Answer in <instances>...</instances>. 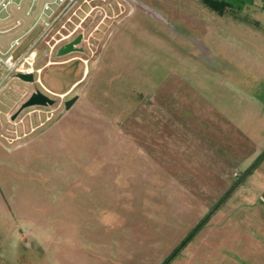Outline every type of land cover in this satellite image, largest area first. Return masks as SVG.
I'll return each instance as SVG.
<instances>
[{
  "label": "rangeland",
  "instance_id": "obj_1",
  "mask_svg": "<svg viewBox=\"0 0 264 264\" xmlns=\"http://www.w3.org/2000/svg\"><path fill=\"white\" fill-rule=\"evenodd\" d=\"M105 1L95 55L0 93V264H264V11Z\"/></svg>",
  "mask_w": 264,
  "mask_h": 264
},
{
  "label": "built area",
  "instance_id": "obj_2",
  "mask_svg": "<svg viewBox=\"0 0 264 264\" xmlns=\"http://www.w3.org/2000/svg\"><path fill=\"white\" fill-rule=\"evenodd\" d=\"M99 2L108 6L105 0H0V38H7L3 46L0 44V70L4 69L0 93L11 80H19L17 74H32L33 84L42 86L39 57L51 59L62 45L78 35H81L78 46L87 43V47L71 54L85 55L88 51L90 57L95 55L88 43L91 34L88 36L86 26L103 10ZM21 9L24 17L31 18L24 29L23 20L14 17V10ZM82 62L87 65L88 61ZM52 64L55 63L48 61L47 66Z\"/></svg>",
  "mask_w": 264,
  "mask_h": 264
},
{
  "label": "water",
  "instance_id": "obj_3",
  "mask_svg": "<svg viewBox=\"0 0 264 264\" xmlns=\"http://www.w3.org/2000/svg\"><path fill=\"white\" fill-rule=\"evenodd\" d=\"M129 1L137 5L139 8L143 9L151 16L156 17L160 20L163 19V17L159 13L155 12L153 9H151L149 6L145 5L144 3L137 0H129ZM14 17H18L23 20L24 22L23 29L26 28V26H28L31 19L24 17L22 9L14 10ZM6 40L7 38H0V44L3 46ZM80 42H81V35H78L71 42L62 45L57 50L56 57L61 58L74 52H81L82 48L78 46ZM16 77L22 82L30 83V84L34 83V76L32 74H17ZM76 101H77V97L67 100L65 102V110H68ZM54 103H55L54 99L50 98L48 95L44 94L39 89H34V91L29 95V97L17 108V110L11 116V120L14 121L24 109L30 107H50L54 105Z\"/></svg>",
  "mask_w": 264,
  "mask_h": 264
},
{
  "label": "trees",
  "instance_id": "obj_4",
  "mask_svg": "<svg viewBox=\"0 0 264 264\" xmlns=\"http://www.w3.org/2000/svg\"><path fill=\"white\" fill-rule=\"evenodd\" d=\"M255 1L256 0H201L202 4L206 6L210 11L216 13L218 17L222 18L228 15L230 18L233 19V21H239V17L244 11L250 13L254 11L255 13H257V15H260V13L264 11V0H260L261 5L256 4ZM240 23H243L245 27H248V30H251L252 24H250V22H248L246 18H244L243 21H241ZM263 159L264 152L259 157V159L253 164L252 168H257ZM251 171L252 169L250 171H246L244 175H249ZM227 195L213 208V210L209 213L210 215L226 199ZM209 219L210 216L208 215H206L202 219V221L197 226L196 230L190 233L185 239V241L181 244L182 247H185L191 241V239L196 235L197 232L200 231V229H202V227L206 224ZM179 251L180 250H175L170 257H174L179 253ZM166 262L167 260H165L164 263Z\"/></svg>",
  "mask_w": 264,
  "mask_h": 264
},
{
  "label": "flooded vegetation",
  "instance_id": "obj_5",
  "mask_svg": "<svg viewBox=\"0 0 264 264\" xmlns=\"http://www.w3.org/2000/svg\"><path fill=\"white\" fill-rule=\"evenodd\" d=\"M125 1V3L128 5V8L130 7V5H133V3L131 2V1H129V0H124ZM131 8V7H130ZM65 102L66 101H64L63 102V106H64V108H65ZM55 104V103H54ZM53 106V105H52ZM44 108H46V107H44Z\"/></svg>",
  "mask_w": 264,
  "mask_h": 264
},
{
  "label": "crops",
  "instance_id": "obj_6",
  "mask_svg": "<svg viewBox=\"0 0 264 264\" xmlns=\"http://www.w3.org/2000/svg\"><path fill=\"white\" fill-rule=\"evenodd\" d=\"M13 114H14V113H12L11 115H9V116H10V118H8V119H10V120H11V116H12ZM20 114H22V113H20ZM19 116H20V115H19ZM19 116H18V117H19ZM11 121H12V120H11Z\"/></svg>",
  "mask_w": 264,
  "mask_h": 264
}]
</instances>
